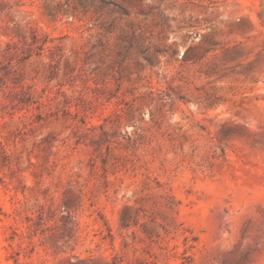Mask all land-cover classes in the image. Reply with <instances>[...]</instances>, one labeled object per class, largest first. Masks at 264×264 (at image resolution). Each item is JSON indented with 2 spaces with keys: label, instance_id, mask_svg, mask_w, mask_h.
Segmentation results:
<instances>
[{
  "label": "rangeland",
  "instance_id": "1",
  "mask_svg": "<svg viewBox=\"0 0 264 264\" xmlns=\"http://www.w3.org/2000/svg\"><path fill=\"white\" fill-rule=\"evenodd\" d=\"M0 264H264V0H0Z\"/></svg>",
  "mask_w": 264,
  "mask_h": 264
}]
</instances>
